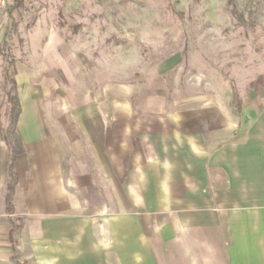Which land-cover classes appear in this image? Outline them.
Listing matches in <instances>:
<instances>
[{"label": "crops", "instance_id": "0c3cea01", "mask_svg": "<svg viewBox=\"0 0 264 264\" xmlns=\"http://www.w3.org/2000/svg\"><path fill=\"white\" fill-rule=\"evenodd\" d=\"M26 65L12 77L22 153L8 214L0 56V264H264V108L139 126L95 87L55 82L52 63Z\"/></svg>", "mask_w": 264, "mask_h": 264}, {"label": "rangeland", "instance_id": "374dc122", "mask_svg": "<svg viewBox=\"0 0 264 264\" xmlns=\"http://www.w3.org/2000/svg\"><path fill=\"white\" fill-rule=\"evenodd\" d=\"M0 25L6 94L17 62L52 63L55 82L95 87L139 126L264 108V0H20Z\"/></svg>", "mask_w": 264, "mask_h": 264}, {"label": "trees", "instance_id": "16d2710c", "mask_svg": "<svg viewBox=\"0 0 264 264\" xmlns=\"http://www.w3.org/2000/svg\"><path fill=\"white\" fill-rule=\"evenodd\" d=\"M20 0H13V5L16 6L19 4ZM2 53V51H0ZM10 67H13V63H10ZM11 85L12 92L7 94V102L9 104V111H8V122H9V130L6 132L5 140L7 145L11 150L10 156V163L8 166V173H7V185H6V196H5V205H6V212L10 214L12 212V194L14 191V187L16 184V178L13 172V164H14V157L18 154L22 153V148L19 142L18 137L15 133V125L17 121V117L20 112L19 102L15 92V83L13 80L9 82ZM12 233V232H11Z\"/></svg>", "mask_w": 264, "mask_h": 264}]
</instances>
